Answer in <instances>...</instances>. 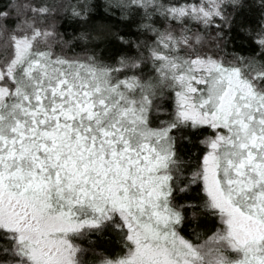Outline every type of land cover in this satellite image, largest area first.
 <instances>
[{"label": "snow or ice", "instance_id": "obj_1", "mask_svg": "<svg viewBox=\"0 0 264 264\" xmlns=\"http://www.w3.org/2000/svg\"><path fill=\"white\" fill-rule=\"evenodd\" d=\"M0 264H264V0H0Z\"/></svg>", "mask_w": 264, "mask_h": 264}]
</instances>
